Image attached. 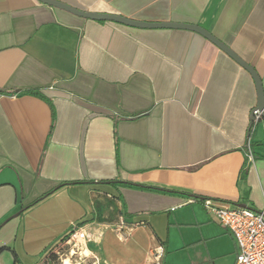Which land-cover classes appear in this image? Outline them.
Returning a JSON list of instances; mask_svg holds the SVG:
<instances>
[{"label": "crops", "instance_id": "obj_1", "mask_svg": "<svg viewBox=\"0 0 264 264\" xmlns=\"http://www.w3.org/2000/svg\"><path fill=\"white\" fill-rule=\"evenodd\" d=\"M59 1L201 26L264 89V0ZM257 101L252 75L196 31L0 0V264H38L82 222L105 264H143L159 250L164 264L174 227L199 230L181 234L180 248L208 245L212 261L194 264H216L211 243L226 238L234 264V237L201 200L264 208Z\"/></svg>", "mask_w": 264, "mask_h": 264}, {"label": "rangeland", "instance_id": "obj_2", "mask_svg": "<svg viewBox=\"0 0 264 264\" xmlns=\"http://www.w3.org/2000/svg\"><path fill=\"white\" fill-rule=\"evenodd\" d=\"M188 231V232H186ZM198 229L178 230V227H174L171 232L172 246L167 253V264H194V260L199 259L211 260L209 258V247L206 242H200L197 247H193L189 250L180 248L181 234L190 239L198 236ZM212 241L211 248L213 249V255L218 256L216 264H232L233 254L225 253L230 244L229 238L226 239H214ZM94 237V230L76 227L65 240H59L50 249H48L41 257L38 264H65L67 260L69 264H105L102 258L98 255L96 243ZM209 242V241H208ZM176 245V248H175ZM178 245L179 248L177 247ZM212 261V260H211ZM164 263V264H165Z\"/></svg>", "mask_w": 264, "mask_h": 264}, {"label": "built area", "instance_id": "obj_3", "mask_svg": "<svg viewBox=\"0 0 264 264\" xmlns=\"http://www.w3.org/2000/svg\"><path fill=\"white\" fill-rule=\"evenodd\" d=\"M251 128L263 118L262 111L252 110ZM245 156L248 163L254 164L255 156L249 136ZM205 209L234 237L237 256L234 264H264V208L254 210L248 207L221 204L211 198L201 200ZM124 219L121 217V224ZM162 250L156 251L155 260L143 264H163Z\"/></svg>", "mask_w": 264, "mask_h": 264}, {"label": "water", "instance_id": "obj_4", "mask_svg": "<svg viewBox=\"0 0 264 264\" xmlns=\"http://www.w3.org/2000/svg\"><path fill=\"white\" fill-rule=\"evenodd\" d=\"M45 4H48L50 6H53L55 8H59L61 10H65L67 12H70L72 14H75L80 17L84 18H91L95 20H112L116 22H120L123 24L131 25V26H137V27H147V28H158V27H170V28H184V29H190L193 31H196L206 38H208L210 41H212L214 44H216L221 50H223L225 53H227L229 56H231L236 62H238L243 68H245L253 77L256 88H257V108L262 111L263 117H264V89L261 82V79L253 66L246 62L243 58H241L232 48L227 46L225 43H223L221 40L216 38L211 32L208 30L202 28L201 26L195 25V24H188V23H176V22H148V21H141L136 20L133 18H128L126 16H122L120 14H107V13H98V12H91L87 10H82L79 8H76L74 6H71L69 4H66L64 2H61L59 0H39ZM241 207H245L243 205H239ZM21 213V211L17 212L15 216H18Z\"/></svg>", "mask_w": 264, "mask_h": 264}, {"label": "trees", "instance_id": "obj_5", "mask_svg": "<svg viewBox=\"0 0 264 264\" xmlns=\"http://www.w3.org/2000/svg\"><path fill=\"white\" fill-rule=\"evenodd\" d=\"M86 224V222H82V223H79L76 227L80 228V227H83L84 225ZM75 229V228H74ZM72 229L68 234H66L63 238H61V240H65L69 237L70 233L74 230ZM13 255H14V258H15V261L16 262H19V258L17 256V254L13 251Z\"/></svg>", "mask_w": 264, "mask_h": 264}, {"label": "bare ground", "instance_id": "obj_6", "mask_svg": "<svg viewBox=\"0 0 264 264\" xmlns=\"http://www.w3.org/2000/svg\"><path fill=\"white\" fill-rule=\"evenodd\" d=\"M65 264H69L67 260L65 261Z\"/></svg>", "mask_w": 264, "mask_h": 264}]
</instances>
